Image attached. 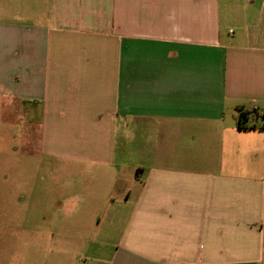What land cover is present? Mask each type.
<instances>
[{"label":"crops","instance_id":"0c3cea01","mask_svg":"<svg viewBox=\"0 0 264 264\" xmlns=\"http://www.w3.org/2000/svg\"><path fill=\"white\" fill-rule=\"evenodd\" d=\"M15 6L0 97L41 105L53 159L121 191V235L95 262L264 264V129L237 126L264 114V0Z\"/></svg>","mask_w":264,"mask_h":264},{"label":"rangeland","instance_id":"374dc122","mask_svg":"<svg viewBox=\"0 0 264 264\" xmlns=\"http://www.w3.org/2000/svg\"><path fill=\"white\" fill-rule=\"evenodd\" d=\"M16 2L0 0V17ZM42 123L41 105L0 97V264H99L121 235V191L108 200L97 169L53 159Z\"/></svg>","mask_w":264,"mask_h":264},{"label":"trees","instance_id":"16d2710c","mask_svg":"<svg viewBox=\"0 0 264 264\" xmlns=\"http://www.w3.org/2000/svg\"><path fill=\"white\" fill-rule=\"evenodd\" d=\"M259 119L261 123H259ZM237 126L239 129H264V114L260 117L256 110H240L237 116Z\"/></svg>","mask_w":264,"mask_h":264}]
</instances>
